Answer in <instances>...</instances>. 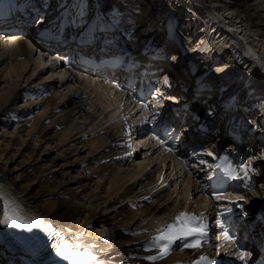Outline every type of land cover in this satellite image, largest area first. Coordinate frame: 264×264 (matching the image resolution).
<instances>
[{
    "label": "bare ground",
    "instance_id": "6f19581e",
    "mask_svg": "<svg viewBox=\"0 0 264 264\" xmlns=\"http://www.w3.org/2000/svg\"><path fill=\"white\" fill-rule=\"evenodd\" d=\"M60 1L28 0L21 24L14 20L4 28L9 38L26 33L23 41H1L0 34V193L25 220L36 225L29 230L0 224V264H52L41 248L33 249L32 242L41 244L44 239L54 244L61 240L78 244L80 253L88 251L100 264H177L195 253L170 248L163 259H146L158 254V247L146 243L158 234L156 229L188 202L198 205V185L187 177L181 181L185 184L179 182L182 185L175 180L171 190L170 185L164 186L171 174L157 183L153 173L160 175L165 165L158 155L148 156L136 171L132 165L136 158H128L124 150L126 123L113 124L106 119L111 105L124 108L120 95L97 78L48 68L56 63H44L43 53L53 48H42L34 42L39 38H30L34 28L49 25L44 17L48 4L62 8L70 4L69 13L59 15L66 26H73L74 18H87L100 27L106 17L116 24L119 35L129 38L116 45L135 55L142 50L136 39L152 36V44L165 47L166 59L182 70L177 79L188 93L192 83L180 58L181 49L188 47L202 65L216 70L230 66L223 80L232 84L229 87H241L244 92L247 84L255 91L250 96L244 92L240 101L243 108L251 110L243 113V118L253 120L261 136L243 135L242 141L234 142L220 134L222 128H216V121L210 125V136L216 135L210 142L221 140L243 157L245 169L250 171L248 187L240 192L242 209L259 219L264 214V0ZM161 10L175 13L178 44L158 26L163 20ZM49 35L41 36L39 43ZM60 36L56 32L47 41L56 45L53 50L77 47L64 39L66 36L55 42ZM202 100L205 106L194 108L204 120L215 113H210V100ZM181 172L176 177H181ZM184 186L182 194L180 187ZM2 211L0 200V214ZM56 232L60 236L53 235ZM11 248L16 252L10 253ZM57 259L66 264L61 257Z\"/></svg>",
    "mask_w": 264,
    "mask_h": 264
},
{
    "label": "snow or ice",
    "instance_id": "6c2138e0",
    "mask_svg": "<svg viewBox=\"0 0 264 264\" xmlns=\"http://www.w3.org/2000/svg\"><path fill=\"white\" fill-rule=\"evenodd\" d=\"M165 83H167V77H165ZM141 106L143 108L148 107L147 104H142ZM127 134L128 133L125 132V135ZM153 139H157V137L153 136ZM158 143L161 146H164L166 144V140L159 139ZM165 151L174 152V149L169 146L165 148ZM207 155L213 156V153L208 152ZM181 162L186 164V170L187 167H196L195 164L188 165L187 161ZM200 163L203 164L204 161L201 160ZM223 198L224 197L222 193L212 194V199H214L215 201H220ZM240 199H242V197ZM0 200L3 201V211L2 214H0V224L11 225L17 228H25L29 230L36 226L30 221L25 220V218L20 214L18 208L13 207L12 202L3 198L2 193H0ZM203 220V214L197 216L192 213L179 212L172 218V221L170 223L157 228L156 231L158 234L151 237L150 240L146 242L149 243L152 247H158L159 249L157 255L147 256L146 259L149 261L163 259L169 254L170 246L176 240H184L188 237L204 235L205 226ZM53 235L60 236V233L56 232ZM223 239L225 242H230L232 240L228 233L224 234ZM162 241L164 243H161ZM200 246L201 241L199 239L193 240L191 243H185L183 245L184 248H199ZM78 249V244L69 243L63 240H61L54 246L55 253L59 257H61L66 262V264H87V261H97V257L95 255H91L88 251L80 253ZM245 255V253L241 252L239 254L240 259L243 260ZM207 259L208 258L205 256H200L198 260L193 262V264H203V262L207 261ZM97 264H100V262L97 261Z\"/></svg>",
    "mask_w": 264,
    "mask_h": 264
},
{
    "label": "rangeland",
    "instance_id": "374dc122",
    "mask_svg": "<svg viewBox=\"0 0 264 264\" xmlns=\"http://www.w3.org/2000/svg\"><path fill=\"white\" fill-rule=\"evenodd\" d=\"M109 1H112V0H109ZM63 3V2H62ZM58 4H61V1L60 0H58ZM169 7H171V5H169ZM40 9V11H42L43 10V8H39ZM42 9V10H41ZM43 21L45 22V20H44V18H43ZM43 21H41V22H43ZM40 22V23H41ZM180 57V56H179ZM181 58V57H180ZM231 81H235V79L234 78H232L231 79ZM156 168V167H155ZM154 171H156V170H154ZM156 173H157V171H156ZM156 173L154 172L153 174H154V176H156ZM183 184H185V183H183ZM183 188H185V189H183ZM173 189V187H171V190ZM180 190L182 191V194H183V191H185L186 190V186H184V187H180ZM196 198H197V196H196Z\"/></svg>",
    "mask_w": 264,
    "mask_h": 264
},
{
    "label": "water",
    "instance_id": "95a60500",
    "mask_svg": "<svg viewBox=\"0 0 264 264\" xmlns=\"http://www.w3.org/2000/svg\"><path fill=\"white\" fill-rule=\"evenodd\" d=\"M236 33H234V35H235Z\"/></svg>",
    "mask_w": 264,
    "mask_h": 264
}]
</instances>
